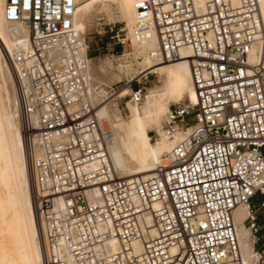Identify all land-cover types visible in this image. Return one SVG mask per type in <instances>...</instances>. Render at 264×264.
<instances>
[{"label":"built area","instance_id":"obj_1","mask_svg":"<svg viewBox=\"0 0 264 264\" xmlns=\"http://www.w3.org/2000/svg\"><path fill=\"white\" fill-rule=\"evenodd\" d=\"M75 7L4 0L2 11L26 31L27 49L6 59L43 264H221L223 247L238 261V208L247 210L252 264H264V67L248 61L264 0H133L136 41L153 45L156 63L189 50L196 93L195 104H171L151 133L174 144L168 166L144 178L109 165ZM143 89L131 87L129 99L141 102Z\"/></svg>","mask_w":264,"mask_h":264},{"label":"bare ground","instance_id":"obj_2","mask_svg":"<svg viewBox=\"0 0 264 264\" xmlns=\"http://www.w3.org/2000/svg\"><path fill=\"white\" fill-rule=\"evenodd\" d=\"M94 2L99 3L100 10L108 18L112 19L116 15L118 21L125 24L132 49L124 55L125 60H128L125 61L126 64L117 68L129 80L116 97H127L131 94L129 83L134 77L140 80L146 74H153L162 83L161 87L145 92L141 102L131 104L128 101L126 107L130 116L123 119L120 110L112 109L106 101L109 92L104 84L109 80H103V75L93 74L89 66L92 100L97 106L103 129L110 135L106 144L109 165L119 177L144 178L155 174L159 166L166 167L169 164V153L174 141L157 138L152 142L150 137L152 132L160 133L170 103L178 104L184 98H189L190 104L196 103L191 75V54L189 50H184L180 59L163 63H156L151 59L147 51L153 45L142 44L133 36V0H76L73 27L81 35L84 36L79 30L85 24L81 13ZM113 2L116 4V14L111 8ZM3 3L4 0H0V264H43L39 220L34 204L35 190L22 147L13 79L6 59L7 53L27 49L26 31L18 24L3 20ZM248 61L259 62L264 67V27L256 36L248 54ZM88 62L90 65V57ZM100 72H103L101 67ZM246 216V208H238L234 212L238 261L223 247L219 251L221 264L253 263L254 240L243 222ZM133 245L138 248L135 243Z\"/></svg>","mask_w":264,"mask_h":264},{"label":"rangeland","instance_id":"obj_3","mask_svg":"<svg viewBox=\"0 0 264 264\" xmlns=\"http://www.w3.org/2000/svg\"><path fill=\"white\" fill-rule=\"evenodd\" d=\"M111 8L113 13L116 14L117 10L115 2L111 3ZM81 14L84 18L85 24H83L79 31L84 34L88 44V53L91 58L89 66L92 68V73L96 74V76L103 75V80H109L104 84L109 92L106 101L112 109L120 110L123 119H128L130 115L126 103L129 101L131 104H134V102L130 101L128 96L121 98L116 97L118 91L126 86V82L129 80L124 73H119L117 70L118 66L123 65L124 63L126 64L128 61L125 60L124 55L128 54L127 52L130 53L132 51L126 35L125 24L120 23L116 18V15H114V18L112 19L108 18L107 14L100 10L98 2L91 4V7L89 6L86 8ZM117 41H123L124 44ZM122 46L125 48L123 49ZM111 54L113 56H111ZM100 67L103 69L102 73L100 72ZM118 76L120 78H118ZM161 84V81L158 80L155 75L149 74L147 79L141 77L139 80L134 77L131 82V87H143V92L147 93L151 89L161 87ZM190 101L189 98H184L179 101V103L184 102L183 104H190ZM171 104L174 105L177 103H170V105ZM262 200L263 197L257 195L252 199V204L255 207H258Z\"/></svg>","mask_w":264,"mask_h":264},{"label":"trees","instance_id":"obj_4","mask_svg":"<svg viewBox=\"0 0 264 264\" xmlns=\"http://www.w3.org/2000/svg\"><path fill=\"white\" fill-rule=\"evenodd\" d=\"M88 55H89V53H88Z\"/></svg>","mask_w":264,"mask_h":264}]
</instances>
